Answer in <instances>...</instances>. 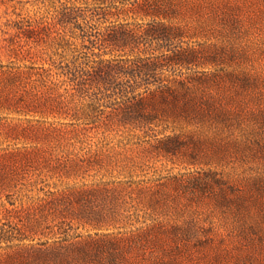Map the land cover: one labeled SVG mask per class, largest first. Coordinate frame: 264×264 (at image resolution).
<instances>
[{"label":"rangeland","instance_id":"obj_1","mask_svg":"<svg viewBox=\"0 0 264 264\" xmlns=\"http://www.w3.org/2000/svg\"><path fill=\"white\" fill-rule=\"evenodd\" d=\"M156 1L205 105L123 133L19 67L12 24L49 15L0 0V264H264V0Z\"/></svg>","mask_w":264,"mask_h":264},{"label":"trees","instance_id":"obj_2","mask_svg":"<svg viewBox=\"0 0 264 264\" xmlns=\"http://www.w3.org/2000/svg\"><path fill=\"white\" fill-rule=\"evenodd\" d=\"M75 1L37 0L48 19L18 20L7 38L19 67L37 76L39 83L62 86L71 97L78 96L75 118L99 124L103 131L126 133L151 129L161 117L201 113L205 102L193 91V78L182 71L192 58L169 48L174 33L156 0H93L90 12ZM96 15L121 20L102 24ZM133 24L146 28L133 30ZM18 34L31 48L14 39ZM146 38L149 44L140 46ZM150 49L160 53L148 54ZM167 63L179 67L175 76L161 72Z\"/></svg>","mask_w":264,"mask_h":264}]
</instances>
